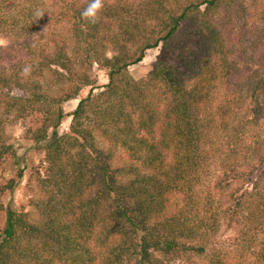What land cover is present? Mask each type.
Returning a JSON list of instances; mask_svg holds the SVG:
<instances>
[{
	"label": "trees",
	"instance_id": "obj_1",
	"mask_svg": "<svg viewBox=\"0 0 264 264\" xmlns=\"http://www.w3.org/2000/svg\"><path fill=\"white\" fill-rule=\"evenodd\" d=\"M48 1L59 8L72 38L54 33L50 42H40L33 53L40 68L26 66L27 73L2 66L0 49V127L39 116L29 134L48 141L49 164L38 179L36 222L28 213L7 211L0 264H264V138L242 151L234 141L243 137L241 130H229L233 117L223 122L220 106L211 108V95L225 91L237 70L235 57L245 54L230 42L237 29L250 33L243 0H112L95 24L81 15L90 0H0V34L36 36L43 18L34 13ZM160 44L149 80L135 82L129 68ZM200 44L202 63L196 66L186 55L197 58L194 46ZM109 49L114 56H107ZM95 64L107 70L108 84L65 113L64 103L95 85ZM44 67L53 74L51 84L38 78H45ZM255 74L246 110L260 115L264 63ZM193 77L204 86H189ZM52 84L61 85L56 94ZM14 89L25 96H14ZM241 92L230 87V94ZM67 117L69 133L50 138ZM223 133H230L226 146ZM116 149L128 156L122 164H116ZM241 152L247 153L244 165L238 163ZM209 154L224 155L223 175L213 188L212 181H202ZM9 155H15L13 146L1 135L0 159ZM251 156L255 161L247 164ZM14 185L0 186V193ZM221 191L226 196L218 202ZM223 221L237 226L233 248H208Z\"/></svg>",
	"mask_w": 264,
	"mask_h": 264
},
{
	"label": "rangeland",
	"instance_id": "obj_2",
	"mask_svg": "<svg viewBox=\"0 0 264 264\" xmlns=\"http://www.w3.org/2000/svg\"><path fill=\"white\" fill-rule=\"evenodd\" d=\"M84 1V0H83ZM112 0H104V7L108 5ZM245 10L248 9L244 14V21L247 23V29H249L248 34L238 33L239 29L236 32L232 33L230 42L236 46V50L239 47L238 51L244 52L245 54L240 56L237 55L235 59L237 62V70L234 72L233 77L228 80L224 85V90L217 91L213 96L214 106L213 112L219 111V106L222 109L224 115L223 122H227L231 117L233 121L229 124V130H241L240 134L243 137L240 139H234L235 142H241V150L249 149L252 150L254 142L264 138V113L258 115L255 110L249 113L246 109L251 105L250 101L248 102L246 96L251 85V81L256 80V71L261 69V63H264V22L261 18H264V0H243ZM43 21L39 24L37 28L38 33L36 36H25L20 39H11L0 34V49H2V55L4 60L1 63L6 69H10L12 65L26 67L29 66L36 71V68H40V63L37 61V57L34 56V52L40 49L39 44L48 43L50 40L54 39L53 34L56 33L58 38H72L68 33V27L66 20L63 19V16L59 8L54 6L52 1L45 3L43 8ZM238 19V18H237ZM254 31V32H253ZM253 32V33H252ZM54 34V35H56ZM69 34V36H67ZM40 37V38H39ZM188 37L187 39H189ZM36 39H40L37 41ZM70 40V39H69ZM72 41V40H71ZM73 43V41H72ZM71 42L69 44L72 45ZM205 44V43H204ZM204 44L197 45L194 48L196 49L195 55H186L189 61L198 66L202 63L200 59L203 57V48ZM30 45L29 49H24V46ZM162 50V45L158 46L155 49L148 50L145 53V57L142 62L132 65L129 68V74L133 80L137 83L147 82L149 76L155 63L158 60ZM115 55V52L111 49L108 50L107 56L112 57ZM236 55V54H235ZM5 61V62H4ZM205 61V60H204ZM180 61L177 59L170 62L171 65H175ZM175 63V64H173ZM176 66V65H175ZM16 68V67H15ZM41 71L44 73V77H38L43 84L49 83L53 78L52 72L47 68H42ZM196 73V72H195ZM22 76V75H21ZM93 77L95 79V85L93 87H84L76 99L70 100L63 104V109L65 113L70 114L77 108L80 100L87 98L90 93L98 95L104 86L108 84V72L105 69H102L99 65L95 64L93 70ZM25 78V77H24ZM250 78V79H249ZM192 82L189 86L196 87L197 83L204 86V80H197V77L191 78ZM249 79V82L248 80ZM251 82V83H250ZM229 83V84H228ZM245 85V89H244ZM61 85L52 84L51 94H56ZM230 87L242 91L240 94H230ZM156 91V90H155ZM14 96H25L24 92L19 89H14L12 91ZM236 100V103L233 105L231 100ZM264 106V99L262 101ZM1 114V110H0ZM219 116V114H216ZM203 117V116H202ZM96 117H94L95 119ZM218 118V117H217ZM40 117L36 115H31L30 117L22 120L12 122L11 120L6 122L4 126L0 127V141L1 135L4 137L6 144L13 146V151L15 155H9L4 159H0V186H6L10 184L11 181H14L15 185L12 190L6 191L4 194L0 193V229L3 230L6 228L7 224V211L14 210L18 212L28 213L33 222H36L35 213H37V208L35 206L36 201L41 197V193L38 188V179L44 178L46 176V169L49 164L46 159V145L48 141L45 142H36L32 139L29 131L34 130L39 124ZM72 117H67L63 120L61 126L57 130H51L49 132V137L61 136L66 133H69L71 126ZM221 120L218 123L221 124ZM223 125V124H222ZM246 126V127H245ZM96 135H98V140L102 141V134L99 129L96 128ZM243 127L247 129L243 130ZM2 128V129H1ZM226 131V130H224ZM2 132V133H1ZM230 133H223L220 138L221 143L226 146L228 142V137ZM228 135V137H227ZM111 141L104 140V145L106 147H111ZM208 145L207 147H209ZM212 150V149H210ZM118 155H116V164H122V158H128L127 154L124 153L121 149H116ZM238 160V163L245 164L247 153L242 155ZM224 155H213L209 154L206 158V168L204 169L202 175V181L208 182L212 181L211 188L214 187V182L223 175V162ZM255 161V158L251 156L247 164ZM201 182V180H200ZM202 187V185H200ZM236 186L233 187V189ZM218 195V202L226 196V192H216ZM236 225L229 227L227 223L223 221L220 228L216 233L211 237L212 243L208 247L216 248H233L236 237ZM171 264H184L180 260H172Z\"/></svg>",
	"mask_w": 264,
	"mask_h": 264
},
{
	"label": "clouds",
	"instance_id": "obj_3",
	"mask_svg": "<svg viewBox=\"0 0 264 264\" xmlns=\"http://www.w3.org/2000/svg\"><path fill=\"white\" fill-rule=\"evenodd\" d=\"M104 0H90L87 7L81 13L82 17L89 23L95 24L101 18V14L104 10ZM37 18L43 17V11L37 9L34 13ZM29 68L25 67L24 72L27 73Z\"/></svg>",
	"mask_w": 264,
	"mask_h": 264
}]
</instances>
